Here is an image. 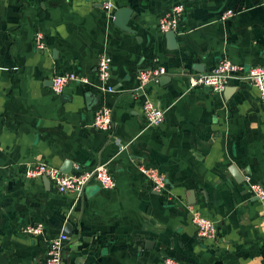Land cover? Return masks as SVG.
Masks as SVG:
<instances>
[{
	"label": "crops",
	"instance_id": "obj_1",
	"mask_svg": "<svg viewBox=\"0 0 264 264\" xmlns=\"http://www.w3.org/2000/svg\"><path fill=\"white\" fill-rule=\"evenodd\" d=\"M113 1L132 11L131 31L96 1L0 0V264H42L50 239L65 231L64 264H264V208L249 187L264 186L258 91L247 82L223 93L190 89L188 78L222 60L264 67V0ZM179 3L185 13L171 50L159 21ZM227 11L233 16L222 20ZM103 53L114 93L97 88ZM156 67L166 78L147 95L165 111L160 128L147 125L134 92L138 73ZM68 72L91 84L55 95L52 78ZM105 105L111 133L92 126ZM39 163L103 165L116 188L60 194L25 177ZM140 165L163 173L167 189L152 191ZM194 214L215 222V241L199 239ZM39 223L42 235L24 233Z\"/></svg>",
	"mask_w": 264,
	"mask_h": 264
},
{
	"label": "built area",
	"instance_id": "obj_2",
	"mask_svg": "<svg viewBox=\"0 0 264 264\" xmlns=\"http://www.w3.org/2000/svg\"><path fill=\"white\" fill-rule=\"evenodd\" d=\"M96 1L102 8L109 12H115L116 6L113 0H83ZM185 13L184 4H176L167 11L159 21V28L163 34L178 31L179 24ZM232 11H227L222 20L233 16ZM36 48L44 51L46 44L44 36L37 33L35 37ZM112 72V59L106 53L100 54L97 61V78L100 90L114 93V87L110 84ZM167 71L164 67L141 70L138 73V86L135 89L136 96L142 97V113L149 127L160 128L165 122V111L158 107L147 95V88L152 82H158ZM190 89L206 88L214 93H223L226 88L235 82H247L256 88L259 94V101L264 119V67L253 66L249 69L232 63L229 60H222L217 67L209 73L190 75ZM90 79L74 72L56 74L52 78V90L57 96L63 94L66 87L70 85H90ZM264 121V120H263ZM105 133H111L113 129V110L108 106H102L95 114L92 125ZM139 171L151 184L152 191L162 193L168 187L166 177L158 170L140 165ZM25 177L29 180L48 178L60 194L74 195L76 199L84 196L88 187L96 184L103 189L112 190L116 188V181L106 166L99 165L92 170L85 171L80 165H75L71 173H63L61 170L45 163L34 164L27 167ZM253 196L264 208V186L259 183L249 184ZM193 224L198 231V237L204 241H215L218 233L215 222L199 214H194ZM44 225H27L23 228L24 233L39 236L44 233ZM69 238L64 233L50 239L47 244L45 258L42 264H64V250ZM165 264H178L173 259H167Z\"/></svg>",
	"mask_w": 264,
	"mask_h": 264
},
{
	"label": "water",
	"instance_id": "obj_3",
	"mask_svg": "<svg viewBox=\"0 0 264 264\" xmlns=\"http://www.w3.org/2000/svg\"><path fill=\"white\" fill-rule=\"evenodd\" d=\"M100 7H102L100 5ZM132 16V11L130 9H127V8H122V9H119L115 12L114 14V24L124 30V31H131L128 27H127V22L129 21V19L131 18ZM166 37L169 41V43L171 44V47L170 49L171 50H176L177 49V33L176 32H168L166 33ZM166 77L162 76L160 79H165ZM159 79V80H160ZM231 87H228L226 88L225 91H228L230 90ZM73 166V164L71 163V167ZM68 167H64L61 171L63 173H71L72 172V169L68 171V169H66ZM49 184L51 183V181L48 179V178H44ZM89 189V187L87 188ZM67 229H70V226H66ZM64 234H68L67 231L64 232Z\"/></svg>",
	"mask_w": 264,
	"mask_h": 264
}]
</instances>
